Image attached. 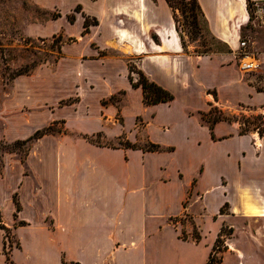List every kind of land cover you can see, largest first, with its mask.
Here are the masks:
<instances>
[{"label": "crops", "instance_id": "crops-1", "mask_svg": "<svg viewBox=\"0 0 264 264\" xmlns=\"http://www.w3.org/2000/svg\"><path fill=\"white\" fill-rule=\"evenodd\" d=\"M32 1L60 16L27 27V35H61L66 42L54 66L43 65L13 80L1 104V137L9 143L23 141L55 121L63 131L33 142L23 162L15 153L0 157V264L6 262L5 231L18 243L8 253L13 264H207L208 249L179 240L178 230L167 224L183 213L191 183H184V169L173 158L178 155L184 166L190 164L200 185L209 173H215L216 181L240 176L239 143L245 139L248 144L247 137L226 121L210 129L200 116L210 106L208 89L220 99L218 88L230 89L222 74V83L205 80V85L203 80L212 72L234 74L230 56L185 52L165 0ZM197 1L209 32L233 47L244 0ZM85 19L95 24L83 33ZM258 60L264 63V53ZM129 63L174 99L145 104L141 87L129 80ZM131 76L137 83L138 76ZM235 81L240 83L238 75ZM251 81L242 86L251 99L245 103L264 108V84L258 90ZM199 93L200 104H191L189 96ZM201 129L205 144L214 150L199 147ZM97 133L132 145L144 133L147 143L170 150L143 152L85 138ZM257 138L263 154L264 137ZM229 141L236 148L218 146ZM222 189L226 195L216 211L223 201L236 206L227 189L231 198L244 191L228 181ZM14 196L20 205L16 217ZM252 208L247 203V211H257ZM169 231L173 240L168 242ZM228 251L236 264H252L261 260L264 248Z\"/></svg>", "mask_w": 264, "mask_h": 264}, {"label": "rangeland", "instance_id": "rangeland-1", "mask_svg": "<svg viewBox=\"0 0 264 264\" xmlns=\"http://www.w3.org/2000/svg\"><path fill=\"white\" fill-rule=\"evenodd\" d=\"M178 1L174 0L175 4ZM177 14L179 27L184 31L183 38L188 52L195 54L194 51H202L208 48L211 55L230 56L229 63L235 70L234 74L233 72L228 74L227 71H223L212 72L209 73V76L208 74L204 76L205 85L208 84L205 83L206 81L212 80L222 83L221 74L223 78L225 77V80L228 81L229 79L230 83V89L227 87L218 88V91H221L222 99L216 95L214 89L207 90L206 94L211 97H208L210 106L207 107L208 111L205 113H207V118L210 120L220 117L224 119L221 121L236 125L237 132H245L243 136L247 137L248 144L245 139H241L239 143L241 152L237 162H239L240 176L229 174L225 176L226 179L216 181L217 176L215 173L211 175L209 173L202 185L198 184L199 175H195L192 166L190 164L184 166L182 157L176 155L173 160L176 165L184 169L186 175L183 179L184 183L186 185L189 181L191 183L186 190L185 199L182 203L185 208L183 213L178 217L167 220V224L171 229L178 230L179 240L182 241L185 238L183 241H192L205 246L208 249V257L218 234L222 232L223 237L220 244L222 249L216 255V260L219 261V264H224L225 259L227 260L226 264H236L232 255L228 253L229 248H264V218L255 216L264 214V152L262 154L261 149L256 147V143L259 141L257 136L260 137L258 128L260 130L264 129V108L257 109L247 105L245 102L251 99L248 98L245 87H242L243 84H248L252 80L251 82L256 89H263L264 63L258 60V55L264 53V2L244 0L239 22L236 24L237 26L235 25L236 36L233 47L226 44L229 51L222 44L212 40L211 37L214 36L209 32L208 27L203 30L202 38L196 37L194 41H191L178 11ZM59 16L57 10H43L35 5L32 0H7L0 3V110L1 104L8 98L11 84L17 77V73L30 71L25 75H32L43 65L54 66L60 57L61 46L66 42L61 35L39 37L29 36L26 33L27 27L44 25ZM241 41L246 43L244 52L251 54L258 61V66L260 65L253 72H243L240 69L241 64L247 61H243V52L237 49ZM203 44L205 47H202ZM237 75L240 81L238 85L235 81ZM183 99L180 96L178 101L182 102ZM189 99L193 105L200 104V102L196 103L200 99V93L189 96ZM3 121L4 119L0 115V157L9 153L4 145L9 142L1 137L4 128ZM50 125L53 129L63 130V124L60 121H55ZM144 133L141 141L135 144L136 146L140 147L147 144L146 134ZM205 133L204 129L199 131V147L202 151L212 150V147L205 144L207 139H205ZM253 136H255V141L252 139ZM93 140L97 144L110 147L123 143L122 140H105L102 137ZM218 146L229 150L235 147L234 143L230 141L221 142ZM200 148L197 150H200ZM25 150L26 147L16 148L14 153L21 160ZM187 162L190 163V160H187ZM227 181L233 185H240L244 191H240L239 195L235 194L234 198H231V192L227 189V195L230 194L229 199L236 206L232 208L227 201H223L216 211L217 203L223 200V195H226V191L222 187H225ZM214 186L216 187L212 188ZM205 190L207 192H204ZM200 194H203V202ZM247 203H251L255 207L252 209L257 211H251V209L247 211ZM175 211H178L177 206L172 210V212ZM213 213L215 214L211 216ZM248 214L249 217H241ZM229 228H232L231 234H229ZM167 234V241L173 240L172 231ZM195 235L199 236V242L194 241L193 237ZM4 242L5 255H8L10 250L18 245L11 231L4 232ZM205 247L201 248L205 249ZM260 255L261 260L257 259L252 264H264V253H260ZM256 257L260 256L256 255Z\"/></svg>", "mask_w": 264, "mask_h": 264}, {"label": "trees", "instance_id": "trees-1", "mask_svg": "<svg viewBox=\"0 0 264 264\" xmlns=\"http://www.w3.org/2000/svg\"><path fill=\"white\" fill-rule=\"evenodd\" d=\"M5 1H7V0H0V3L5 2ZM165 1H166L167 5L169 6V8L172 10L173 20L175 23L176 31L180 37V40H181L182 48L185 52H188L187 45H186L184 38H183L184 31L179 27L177 11L179 12V15L183 19L184 27L187 28L186 33L188 34L190 40L194 41L196 37L202 38L203 37V34H202L203 30H205V28L207 29V22L204 18L201 7H200L197 0H179L178 3H176V4H175L174 0H165ZM179 5H180V7H179ZM72 21L73 20L71 18L70 22H72ZM94 24H95V20L91 22V21L85 19L84 26H83V28H84L83 33H86L89 29V26L94 25ZM211 38H212V40L222 44L223 46H225L228 49V47L225 43L220 42L215 37H211ZM202 47H205V45L203 44ZM228 51H229V49H228ZM194 53L197 56L211 55L210 54L211 51L208 48L205 50H202V51H194ZM29 72L30 71L19 72V73H17V77L23 76ZM132 74H136L138 76L137 83H133L132 76H131ZM129 80L131 81L133 87H141L142 92H143V101L145 104H156L159 102H166V101H170V100L174 99L173 95L171 93L162 89L161 87H159L155 83L150 82L143 75V73L138 71L131 63H129ZM200 116H201V119L208 124L210 129H212V126L214 123L221 121V120H224L223 118H220V117L214 118V120H210L207 118V113H205V112H201ZM62 131H63L62 129L56 130V129L52 128V125H48L42 129H38L37 131H35L32 134V136L26 140L15 141L12 143H5L4 145L7 147V150L9 153H14L16 148L26 147L24 155H23V157H21V161L23 162L24 159L26 158V156L30 150L31 144L33 142L42 138L43 136H45V134L55 133V132L60 133ZM258 132H259L260 137H264V129L260 130L258 128ZM244 133L245 132H242V131L239 132V134H244ZM100 137H102L101 133H97V134H95L94 137H85V138L87 139V141H89L92 144L100 145V144H97L96 142H94V140H93L95 138H100ZM118 145H119L118 147H123V148L140 149L143 152H161V151H165V150H170V149H164V148L160 147L159 145L152 144L150 142H148L146 145L140 146V147L136 146V145H132L128 142L119 143ZM1 167H2V163L0 160V170H1ZM13 202L15 204L14 216L16 217L17 213L20 211V205H19V202H18L16 196H14ZM231 233H232V228H229V234H231ZM222 237H223V234H222V232H220L217 236V239L214 242V245L212 247L211 252L209 253L207 264H219V261L216 260V255L222 249L220 246V244L222 243ZM193 239L196 242H199V240H200L198 235H195V237H193ZM183 240H185V238H183ZM5 264H13L10 261L8 255H6ZM63 264H66V263L63 262ZM71 264H73V263H71Z\"/></svg>", "mask_w": 264, "mask_h": 264}, {"label": "built area", "instance_id": "built-area-1", "mask_svg": "<svg viewBox=\"0 0 264 264\" xmlns=\"http://www.w3.org/2000/svg\"><path fill=\"white\" fill-rule=\"evenodd\" d=\"M246 49V43L241 41L239 43V51L243 52V62L240 66V69L243 72H253L255 70H257L258 64L256 63L255 59L253 58V56L251 54H246L244 52V50Z\"/></svg>", "mask_w": 264, "mask_h": 264}, {"label": "bare ground", "instance_id": "bare-ground-1", "mask_svg": "<svg viewBox=\"0 0 264 264\" xmlns=\"http://www.w3.org/2000/svg\"><path fill=\"white\" fill-rule=\"evenodd\" d=\"M255 216H258L260 218H264V214H258V215H255Z\"/></svg>", "mask_w": 264, "mask_h": 264}]
</instances>
